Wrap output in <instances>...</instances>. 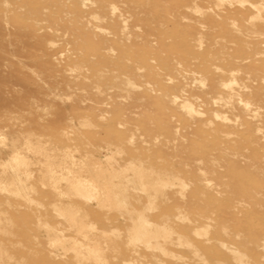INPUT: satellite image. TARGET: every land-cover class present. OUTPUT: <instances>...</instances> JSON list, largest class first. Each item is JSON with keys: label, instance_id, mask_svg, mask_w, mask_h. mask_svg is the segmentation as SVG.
Returning <instances> with one entry per match:
<instances>
[{"label": "rangeland", "instance_id": "374dc122", "mask_svg": "<svg viewBox=\"0 0 264 264\" xmlns=\"http://www.w3.org/2000/svg\"><path fill=\"white\" fill-rule=\"evenodd\" d=\"M0 264H264V0H0Z\"/></svg>", "mask_w": 264, "mask_h": 264}, {"label": "bare ground", "instance_id": "6f19581e", "mask_svg": "<svg viewBox=\"0 0 264 264\" xmlns=\"http://www.w3.org/2000/svg\"><path fill=\"white\" fill-rule=\"evenodd\" d=\"M254 8V7H253ZM258 9V7H257ZM112 154V153H111ZM72 156V154H71ZM20 155L18 156H14V160L13 161H18V162H21L19 158ZM111 157V156H110ZM24 158V157H23ZM66 158V157H65ZM112 158V157H111ZM14 163V162H13ZM15 164V163H14ZM24 164V162H23ZM7 165V164H6ZM29 165V164H28ZM71 167H76L78 164L76 162H72L71 164ZM83 165V164H82ZM81 165V166H82ZM13 166V165H12ZM71 167H64L63 169L69 174V176H71V178L69 177H66L65 174H60L58 177H57V182L59 181H64L66 182L65 184H69L70 188L72 189V191H74L78 196H81L80 198H85V199H93V200H96L98 202V200L100 198H102L101 196L103 197H107L108 195V189H105V188H102L101 187V179L99 178V175H98V171H94L93 173H89L91 174L89 177L88 176H83V177H75L76 175V172H72L71 171ZM85 167V166H84ZM18 168V167H17ZM83 168V166H82ZM98 170V169H97ZM12 171V170H11ZM142 174H140L141 176L140 177H143V172H141ZM58 173L57 171H52V175L53 176H56ZM14 176V175H13ZM146 175H144V178H145ZM52 177V176H51ZM149 177V175H148ZM147 178V177H146ZM139 179H142V178H139ZM150 179V178H149ZM14 180V179H13ZM53 181V180H52ZM24 183V182H23ZM26 183V182H25ZM156 183V182H155ZM11 184V183H10ZM56 184V183H55ZM154 185V184H153ZM57 186V185H56ZM155 186V185H154ZM17 188V186H16ZM18 189V188H17ZM101 190H103L104 192H102ZM124 190V189H123ZM23 191V190H22ZM17 192V191H16ZM15 192V193H16ZM23 193V192H22ZM104 199V198H103ZM24 200V199H23ZM90 201V200H89ZM100 201V200H99ZM104 201V200H103ZM72 221V220H71ZM140 237V236H139ZM90 252H94V250H90Z\"/></svg>", "mask_w": 264, "mask_h": 264}]
</instances>
